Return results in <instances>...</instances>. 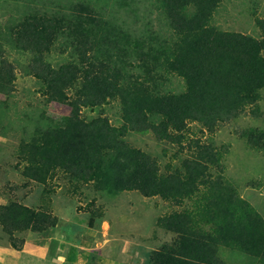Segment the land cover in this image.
<instances>
[{
  "label": "trees",
  "instance_id": "obj_1",
  "mask_svg": "<svg viewBox=\"0 0 264 264\" xmlns=\"http://www.w3.org/2000/svg\"><path fill=\"white\" fill-rule=\"evenodd\" d=\"M156 2L170 33L148 53L129 50L140 62L138 76H128L123 62L115 60V45L109 47L111 35L102 22L74 28L76 58L58 67L47 58L66 21L30 15L17 24L15 45L31 53L30 73L44 85L47 100L71 109L59 127L37 131L30 142L22 143L23 176L46 186L61 172L76 193L91 185L111 197L138 192L169 204L172 210L159 218L158 226L176 239L153 250L150 264H228L219 256L221 248L264 264V215L227 178L226 150L211 142L223 125L259 112L264 19L256 20L261 38H254L213 25L222 0ZM0 57V95L10 97L17 75L1 51ZM159 72L180 77L185 91H160ZM110 102L121 105L120 127L103 113L91 121L82 115L85 108ZM194 123L209 136L207 142L191 137ZM131 133H150L176 146L175 157L184 155L180 165L162 170L156 157L127 142ZM242 137L251 149H264L263 130L251 128ZM43 209L17 200L0 204V226L14 249L22 250L27 233L51 237L60 219Z\"/></svg>",
  "mask_w": 264,
  "mask_h": 264
},
{
  "label": "rangeland",
  "instance_id": "obj_2",
  "mask_svg": "<svg viewBox=\"0 0 264 264\" xmlns=\"http://www.w3.org/2000/svg\"><path fill=\"white\" fill-rule=\"evenodd\" d=\"M30 15L66 21L65 31L47 58L55 67L75 60L72 46L75 27H85L88 22L97 26L102 22L111 35L109 47L115 45L112 54L116 61L123 62L128 76L140 74V62L130 49L148 53L169 37L165 17L156 0H0V51L14 65L17 75L15 92L10 97L0 95V204L17 200L32 204L31 208L54 211L62 217L77 216L82 227H88L92 219L94 227L105 231V239L110 241L104 245L102 255L89 251L90 261L106 264L114 258L117 264H150L153 250L176 239L175 234L158 226L159 218L172 210L169 204L160 198H145L138 192L111 197L95 192L91 185L83 186L76 193L61 172L56 173L46 186L23 176L26 162L20 155L22 143L30 142L37 131L59 127L71 112L69 106L47 100L44 85L30 73L31 53L15 45L14 29ZM257 19H264V0H222L213 25L223 31L261 38ZM156 83L158 89L165 93L185 91V82L176 75L159 72ZM258 107L256 115L247 112L223 125L211 137V142L226 150L227 178L264 215V149H251L247 139L242 137V133L251 128L264 131V91ZM102 113L114 126L123 125L118 102L95 109L85 108L82 115L91 121ZM190 128L192 138L207 142L209 136L201 133L200 125L194 123ZM126 140L156 157L162 170L172 163L180 165V158L184 156L175 157L176 146L157 141L150 133H131ZM46 187L50 189L48 195L43 192ZM47 236L50 234H39L35 242L29 237V250L38 249L34 244L47 243ZM54 242H50L51 253L56 250ZM0 245H11L1 226ZM219 256L228 264H253L248 259L250 257L227 248H221Z\"/></svg>",
  "mask_w": 264,
  "mask_h": 264
},
{
  "label": "crops",
  "instance_id": "obj_3",
  "mask_svg": "<svg viewBox=\"0 0 264 264\" xmlns=\"http://www.w3.org/2000/svg\"><path fill=\"white\" fill-rule=\"evenodd\" d=\"M25 205L32 206V204L27 202ZM48 208L51 210L49 206ZM53 214L59 217L60 222L51 237L48 238L49 242L47 240L45 244L39 243L42 247L34 244L38 249L29 250V237L32 242H35L38 240L39 234L27 233L22 250H16L11 245H0V264H102V262L90 261V254L88 253L94 250V255L103 254L104 245L110 241V239H105L106 232L102 231L100 227H94L92 219L89 221L88 227H82L80 226L81 223L78 222L77 216L68 218L62 217L55 212ZM51 241H55L56 246V250L53 253L50 251ZM94 244L96 245L95 248H93ZM113 260L114 258L106 261V264H117Z\"/></svg>",
  "mask_w": 264,
  "mask_h": 264
}]
</instances>
